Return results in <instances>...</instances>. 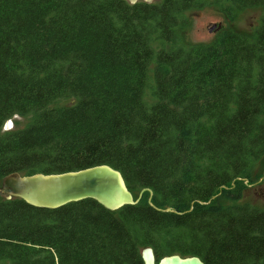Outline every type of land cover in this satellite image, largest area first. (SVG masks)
<instances>
[{
	"label": "trees",
	"instance_id": "trees-1",
	"mask_svg": "<svg viewBox=\"0 0 264 264\" xmlns=\"http://www.w3.org/2000/svg\"><path fill=\"white\" fill-rule=\"evenodd\" d=\"M202 1L0 0V184L108 164L153 193L116 211L0 196V264H145L146 247L264 264V208L240 190L264 160V0H214L262 8L254 39L220 27L184 46Z\"/></svg>",
	"mask_w": 264,
	"mask_h": 264
},
{
	"label": "water",
	"instance_id": "water-1",
	"mask_svg": "<svg viewBox=\"0 0 264 264\" xmlns=\"http://www.w3.org/2000/svg\"><path fill=\"white\" fill-rule=\"evenodd\" d=\"M134 4L138 1L153 3L155 0H128ZM220 25L213 24L209 31L212 32ZM18 116L17 114L14 116ZM9 122L10 126H9ZM13 120L9 119L4 129L11 130ZM149 190L151 195L149 203H152L153 193L144 188L138 198L128 188L122 173L108 165L99 164L80 170L60 173H34L23 175L20 172H12L6 175L0 184V196L6 199L19 197L36 207L56 209L73 201L93 198L105 208L116 211L128 204H136L140 201L144 191ZM166 210L171 211L168 207ZM145 264H205L199 256H182L172 254L162 257L157 263V257L152 247H146L142 251Z\"/></svg>",
	"mask_w": 264,
	"mask_h": 264
},
{
	"label": "rangeland",
	"instance_id": "rangeland-1",
	"mask_svg": "<svg viewBox=\"0 0 264 264\" xmlns=\"http://www.w3.org/2000/svg\"><path fill=\"white\" fill-rule=\"evenodd\" d=\"M161 0H155L154 2H160ZM207 2H200L192 11L187 13L190 17L188 31L180 32V43L184 46H191L199 42H209L213 40L220 32V30L232 29L244 34H249L250 38L255 36V30L259 26L263 9L262 8H249L241 11L238 16L232 9L230 3H225L224 7L219 6L213 0H206ZM230 6L231 8H228ZM230 9V10H227ZM235 17V18H234ZM217 24L221 26V29H214L212 32L209 28ZM254 39V38H253ZM152 77L150 73V83ZM145 100L148 103L154 101L151 89L148 87L145 92ZM73 102L72 98H65L57 101L55 105L67 104ZM33 114H27L25 116L13 117V125L11 130L20 129L26 127L32 120ZM5 130V129H4ZM253 179L248 181L245 180L246 189L241 190V201L250 202L259 208H264V160L259 162L252 171ZM244 184V182H243ZM145 192V191H144Z\"/></svg>",
	"mask_w": 264,
	"mask_h": 264
},
{
	"label": "snow or ice",
	"instance_id": "snow-or-ice-1",
	"mask_svg": "<svg viewBox=\"0 0 264 264\" xmlns=\"http://www.w3.org/2000/svg\"><path fill=\"white\" fill-rule=\"evenodd\" d=\"M10 123H11V122H9V126H10Z\"/></svg>",
	"mask_w": 264,
	"mask_h": 264
}]
</instances>
